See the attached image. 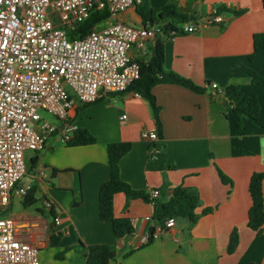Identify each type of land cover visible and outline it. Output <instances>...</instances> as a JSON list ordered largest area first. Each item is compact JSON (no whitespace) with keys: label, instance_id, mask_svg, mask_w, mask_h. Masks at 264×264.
Returning a JSON list of instances; mask_svg holds the SVG:
<instances>
[{"label":"crops","instance_id":"obj_1","mask_svg":"<svg viewBox=\"0 0 264 264\" xmlns=\"http://www.w3.org/2000/svg\"><path fill=\"white\" fill-rule=\"evenodd\" d=\"M192 23L201 20L210 5L222 9V24L199 27L164 40V68L204 88L195 92L177 84H158L152 92L160 106L159 127L150 102L134 96V90L111 93L94 104L76 101L68 118L88 129L94 144L68 146L61 137H48L42 150L27 152L30 161L24 178L12 191L11 202L1 212L11 216L20 240L39 246L40 264H85L76 248L109 244L116 248L110 264H264V224L260 231L248 225L251 196L249 183L255 172H264V84H254L246 69L264 78V50L253 52V38L264 31L263 0H177ZM147 10L164 7L168 0H145ZM128 8L117 20L141 27L159 24L144 21L138 9ZM115 22L109 17L99 27ZM153 42L145 49L134 47L132 55L147 61ZM216 84L220 96L212 98ZM230 85L245 95L256 96L260 121L252 126L244 119L226 116L233 96L223 97ZM126 114L125 119L120 116ZM156 129L157 141L143 139L144 130ZM130 142L131 149L119 162L121 177L132 189L146 196L119 192L114 196V214L130 218L132 234L117 238L111 223L98 215L99 189L110 175L107 145ZM34 161V166L32 160ZM55 169L63 171L54 173ZM221 170L232 183H224ZM177 186L196 189L201 204L198 219L175 218V225L161 231L154 218L158 188L166 199ZM35 187L37 202L25 204L24 192ZM264 194V183H263ZM48 199L52 207L42 201ZM205 209H211L205 212ZM59 217L60 225L54 218ZM238 231L236 249L229 253L231 233ZM149 233L154 236L144 242ZM64 258L57 255L66 248Z\"/></svg>","mask_w":264,"mask_h":264},{"label":"built area","instance_id":"obj_2","mask_svg":"<svg viewBox=\"0 0 264 264\" xmlns=\"http://www.w3.org/2000/svg\"><path fill=\"white\" fill-rule=\"evenodd\" d=\"M142 1L0 0V264H40L39 246L20 240L14 218L1 215L27 173L26 153L42 150L55 132L61 133L65 143L71 139L78 127L68 115L76 101L94 104L111 93L129 91L141 76L140 64L131 53L134 47L145 49L159 37L173 40L224 22L217 5H210L201 20L182 24L179 33H165L159 24L134 27L117 20ZM103 9L114 23L70 38L71 30ZM211 88L218 90L216 84ZM40 110L54 115L59 123L44 120ZM142 137L155 142L157 130H144ZM150 195L156 199L161 190L155 188ZM42 203L52 207L48 199ZM54 221L61 224L59 217ZM174 225L175 218L170 217L161 231ZM153 236L149 233L144 242Z\"/></svg>","mask_w":264,"mask_h":264},{"label":"trees","instance_id":"obj_3","mask_svg":"<svg viewBox=\"0 0 264 264\" xmlns=\"http://www.w3.org/2000/svg\"><path fill=\"white\" fill-rule=\"evenodd\" d=\"M264 1V0H263ZM222 9V8H221ZM139 14L144 21L154 23L156 20L161 21L159 26L163 28L165 33L175 31L180 32L182 24L189 21L187 13L181 11L177 0H168L167 4L158 9V18L155 17L154 11L146 8L138 9ZM110 17V12L107 9L95 10L92 15L80 23L74 30H71L69 36L71 39L75 37H83L92 31L94 27ZM264 50V31L256 33L253 38V52L249 58L252 59L256 52ZM141 69L140 78L130 87V90L137 91L146 98L152 107L154 118L159 127L161 124L159 120L160 106L157 104L156 97L152 89L158 84H177L187 87L195 92H203L205 89L196 85L192 80L182 77L173 71H168L164 68L165 50L164 42L161 38H157L151 48V55L147 61L138 60ZM246 69L250 75L251 81L254 84H264V78L256 72ZM218 91L211 93L212 98L220 96ZM233 96L232 101L227 105L226 116L230 117L231 113L238 116L239 128L244 127V119L250 125L257 126L260 121L261 107L256 96L245 95L240 91L239 86H228L223 97L228 98ZM159 136V134H158ZM96 137L86 128L78 127L71 139L66 143L68 146H80L94 144ZM130 142H116L107 145V155L110 166V175L107 181L103 182L99 189L98 197V215L103 222H109L112 225L113 232L117 238L132 234L134 227L130 218H118L114 214V196L119 192H124L130 196H146L144 192H138L131 188V186L121 177L119 162L120 159L130 151ZM34 159L32 164L34 166ZM63 171L62 169H55L54 173ZM221 180L224 183L231 184V179L226 176L221 170H218ZM264 172H255L250 179L249 192L251 196V207L249 209L248 225L254 231H260L264 224V194H263ZM37 202L35 187H31L25 196V204L31 205ZM154 218L159 225L164 228L166 221L170 217H184L190 221L195 222L198 219L196 212L201 204L199 193L196 189L184 186H177L171 196L166 199L156 198L154 200ZM211 209H205V212ZM238 231L234 229L230 236L228 245L229 253H232L238 244ZM77 250L85 257V264H110L116 256V248L109 244H95L86 245L79 241L76 246ZM73 249L72 247L64 249L57 257L64 258L67 251Z\"/></svg>","mask_w":264,"mask_h":264},{"label":"rangeland","instance_id":"obj_4","mask_svg":"<svg viewBox=\"0 0 264 264\" xmlns=\"http://www.w3.org/2000/svg\"><path fill=\"white\" fill-rule=\"evenodd\" d=\"M145 0H143V2H144ZM143 6L147 9V6H146V3L144 2L143 3ZM40 114H41V116L44 118V120H46L47 122H49L50 124H55V125H57L59 122H58V119L54 116V115H52V114H50V113H48L47 111H45V110H40ZM51 137H61V133L60 132H55V133H53V134H51ZM62 138V137H61ZM29 159L27 158L26 159V165H27V167L29 168V166H30V163H29Z\"/></svg>","mask_w":264,"mask_h":264}]
</instances>
